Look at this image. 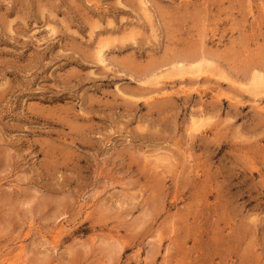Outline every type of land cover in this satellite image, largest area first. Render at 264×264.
Wrapping results in <instances>:
<instances>
[{
	"label": "rangeland",
	"instance_id": "rangeland-1",
	"mask_svg": "<svg viewBox=\"0 0 264 264\" xmlns=\"http://www.w3.org/2000/svg\"><path fill=\"white\" fill-rule=\"evenodd\" d=\"M0 264H264V0H0Z\"/></svg>",
	"mask_w": 264,
	"mask_h": 264
}]
</instances>
